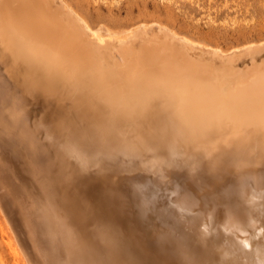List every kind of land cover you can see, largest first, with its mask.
Masks as SVG:
<instances>
[{"label":"bare ground","instance_id":"6f19581e","mask_svg":"<svg viewBox=\"0 0 264 264\" xmlns=\"http://www.w3.org/2000/svg\"><path fill=\"white\" fill-rule=\"evenodd\" d=\"M115 28L0 0V213L25 264H264V42Z\"/></svg>","mask_w":264,"mask_h":264},{"label":"rangeland","instance_id":"374dc122","mask_svg":"<svg viewBox=\"0 0 264 264\" xmlns=\"http://www.w3.org/2000/svg\"><path fill=\"white\" fill-rule=\"evenodd\" d=\"M67 1L92 24L118 30L156 19L201 44L225 51L227 55L233 53L234 48L264 42V0ZM15 244L12 232L0 213V264H25ZM10 246L16 251V256L8 248Z\"/></svg>","mask_w":264,"mask_h":264}]
</instances>
